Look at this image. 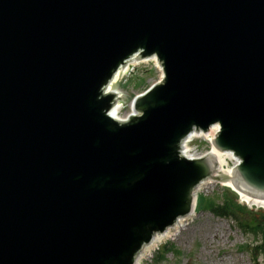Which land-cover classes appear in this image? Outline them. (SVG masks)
<instances>
[{"label":"water","instance_id":"water-1","mask_svg":"<svg viewBox=\"0 0 264 264\" xmlns=\"http://www.w3.org/2000/svg\"><path fill=\"white\" fill-rule=\"evenodd\" d=\"M151 55L161 81L114 117ZM216 123L231 176L182 150ZM210 177L264 199V0H0V264H138Z\"/></svg>","mask_w":264,"mask_h":264},{"label":"rangeland","instance_id":"rangeland-1","mask_svg":"<svg viewBox=\"0 0 264 264\" xmlns=\"http://www.w3.org/2000/svg\"><path fill=\"white\" fill-rule=\"evenodd\" d=\"M161 75L155 61H143L115 83L124 101L120 110L122 117L131 112L134 97L158 81ZM209 149L204 137H195L190 142L188 153L198 156ZM224 186L220 183L205 184L200 195L215 199L224 192ZM222 196L228 195L224 193ZM238 201L250 210L264 212V207L253 208L239 198ZM261 240L260 234L245 233L233 219L217 216L206 208L197 210L194 219L177 232L175 239L161 244V250L168 244L166 255L163 256L159 248L143 264H264V251L255 248ZM173 249L179 252L175 254Z\"/></svg>","mask_w":264,"mask_h":264},{"label":"bare ground","instance_id":"bare-ground-1","mask_svg":"<svg viewBox=\"0 0 264 264\" xmlns=\"http://www.w3.org/2000/svg\"><path fill=\"white\" fill-rule=\"evenodd\" d=\"M148 60H156V57H152V58H148V59H143V60H140L139 58L135 57L133 58L131 61H130V67L128 66H124V71H118L115 79H114V82L111 86V90H115V91H118L120 93V91L118 89L115 88V83L118 82V80L123 76V75H126L130 70H132L137 64H139L140 62L142 61H148ZM123 106V103H119L117 104V106L115 107V111H114V115L116 116H119L121 118H124L120 115V110ZM194 136H198V135H194ZM193 136V137H194ZM213 154L215 156H218L219 157V160H220V164H221V167H222V170H223V173L225 175H231V171L230 169H227L225 166H226V163L228 162V160L231 158V154L229 152H219V151H216V150H213ZM215 184L216 182L215 181H209V182H204L203 183V186L205 184ZM224 185H227V186H232L230 184V182H224L222 183ZM202 186V187H203ZM242 198L244 201L246 202H249L250 204L252 205H257V206H263L264 207V200H258V199H252V198H249L247 196H244L242 195ZM196 216V207H195V210H194V213H193V216H186L184 217V225L158 237L155 239V245L145 249L143 251V254L140 258V261L138 264H143V262L145 260H148L150 259L154 252L160 247V245L164 242H166L167 240L169 239H175V236L177 234V232H179L184 226L188 225L193 219L194 217Z\"/></svg>","mask_w":264,"mask_h":264},{"label":"trees","instance_id":"trees-1","mask_svg":"<svg viewBox=\"0 0 264 264\" xmlns=\"http://www.w3.org/2000/svg\"><path fill=\"white\" fill-rule=\"evenodd\" d=\"M234 195L235 194L232 193L231 197H226L221 203H216V201L210 197H202L200 204H205L207 208L216 215L233 217L244 229L250 228L255 234H260L262 243L258 247L264 251V218H259L248 208L239 204ZM173 250L175 254L179 252L177 249ZM165 251L166 247L162 255H164Z\"/></svg>","mask_w":264,"mask_h":264}]
</instances>
